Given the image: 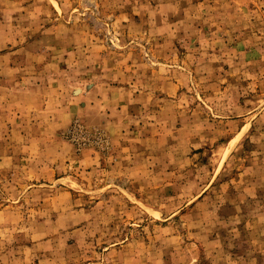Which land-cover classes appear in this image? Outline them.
<instances>
[{
	"label": "rangeland",
	"instance_id": "rangeland-1",
	"mask_svg": "<svg viewBox=\"0 0 264 264\" xmlns=\"http://www.w3.org/2000/svg\"><path fill=\"white\" fill-rule=\"evenodd\" d=\"M0 264H264V0H0Z\"/></svg>",
	"mask_w": 264,
	"mask_h": 264
}]
</instances>
